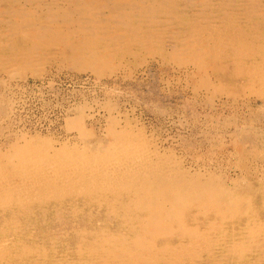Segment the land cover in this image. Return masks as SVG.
Here are the masks:
<instances>
[{
  "label": "rangeland",
  "instance_id": "374dc122",
  "mask_svg": "<svg viewBox=\"0 0 264 264\" xmlns=\"http://www.w3.org/2000/svg\"><path fill=\"white\" fill-rule=\"evenodd\" d=\"M41 1L43 21L57 14L78 19L77 25L49 18L54 30L71 38L34 51L32 40L23 41L19 35L8 38L0 23V155L28 140L35 145L49 142L55 148L66 144L92 147L98 142L106 141V145L113 133L126 130L140 134L153 149L172 152L185 168L187 165L192 171L212 173L226 186L238 187V195L248 204L247 215L230 221L219 223L205 216V222H190L205 233V246L200 248L199 257L184 253L177 264H264V234L259 230L264 225V199L260 194L264 185V96L255 93L258 87L252 83L251 88L252 80L245 75L260 64L257 54L264 45V37H260L264 34V0H172L175 4L171 13H159L166 7L165 0ZM18 2L14 9L19 5L36 9L27 0ZM251 2L255 5L247 8ZM128 6L159 12L149 15L150 21H143ZM121 9L127 10L126 15L119 12ZM5 10L9 8L2 3L0 11ZM85 14L94 26L103 24L98 25L102 33L89 37V45L82 34L76 33ZM204 31L203 70L176 64L170 55ZM253 33L259 36L257 41L249 37ZM232 34L247 44L244 54L237 55L224 44ZM135 35L141 44L133 41ZM149 40L148 47L145 44ZM74 119H79L86 136L80 137L69 126ZM76 204L74 208L66 203L32 206L27 212L0 210V264L95 263L94 258L80 254L79 247L92 242L98 230L111 227L112 234L130 236V230L119 221L96 211L90 213L91 208L81 201ZM70 209H81V213L73 215ZM248 230L259 233L249 250L242 248L248 243ZM189 243L176 237L158 239L155 246L168 251L183 246L186 252ZM237 246L241 247L239 251L234 249Z\"/></svg>",
  "mask_w": 264,
  "mask_h": 264
},
{
  "label": "bare ground",
  "instance_id": "6f19581e",
  "mask_svg": "<svg viewBox=\"0 0 264 264\" xmlns=\"http://www.w3.org/2000/svg\"><path fill=\"white\" fill-rule=\"evenodd\" d=\"M18 1L19 0H0V6L3 3L7 6V8H9L8 11H0V23L6 28L8 38H15L14 36L17 37V35H19L23 41L32 40L34 51L42 48L41 46L43 45L44 47L52 44L55 45V43L58 44L61 40H68L71 38V35L64 36L61 32L54 30L51 26L49 18L56 17V20H60L62 24H69L71 26L72 24L77 25L78 19L73 21L72 18H67L62 14V17H58L57 14H50L46 16V20L43 21V5H40L43 1L27 0V3L30 5H35L36 11L31 8L26 9L22 5H19L18 8L14 9L12 6L20 4ZM165 1L164 3L166 7L162 9L164 10L163 12H159L153 8L140 7L139 9L132 8L131 6L128 7L129 10H133V13H137V15L143 18V21H150L152 16L149 15H154L156 12L171 13L172 10H174V2L176 0H173L174 2L172 0ZM37 2L38 4H36ZM99 4H97V6ZM252 5L255 4L252 2L249 3L247 8H251ZM251 11L253 12V10ZM119 12L126 15L127 10L121 9ZM88 16V14L83 15L79 22L80 28L76 32L84 36L83 39L85 40L86 45L90 44L88 41L89 37H95L98 33L103 32V28H99V26L103 24L98 22L100 25L98 24V26L95 24L97 26H94L93 21L91 22ZM262 18L264 19L263 16ZM205 31L196 35L192 39H188L175 54L170 55L176 64H190L198 69L205 67ZM154 33L156 34L157 32ZM74 35H72L73 38ZM263 35H260V37L263 38ZM235 36L234 34H232V36H227V38L224 39L226 40L224 41V44L230 46L229 48L236 52L237 55L240 53L244 54L243 50L247 51V44L245 45L237 39L239 38L238 36ZM249 37L252 40H256L259 36L256 33H253ZM135 38L136 35L133 37L134 42H136ZM128 42L130 43L131 41ZM150 42V40L147 41L145 45L149 47ZM137 43L141 44L140 42H136V44ZM53 48L56 47L54 46ZM57 48L59 49V47ZM80 50L81 49H79V51L77 50L78 53H80ZM16 54H18V52ZM257 55H260V64L261 62L263 63L261 65H257L255 70L246 72L245 75L252 80L251 83L249 82L251 88H253L254 85L258 87V89L255 90V93L257 95L264 96V45L261 47ZM7 57L9 58V56ZM249 59L247 60L248 62ZM215 62L217 63V61ZM257 63L259 62L257 61ZM3 66L4 68H7L5 67V64ZM207 82L209 81L207 80ZM201 84L205 86V80H203ZM125 125L127 126V124ZM69 126L76 129L80 137L87 135V133L83 130L79 119L71 121ZM110 137L112 141L108 142L106 145H103L106 143L105 141L103 144H99L98 142L96 146L92 147L86 145L82 147H77L75 145L68 147L67 144L60 146L58 144L57 146L59 147L55 148L53 147L54 145H52V143L49 144V142H43L41 145H35V143L32 144L29 140L25 141L23 144L19 142L21 145L15 144L11 147V149L6 151V153L0 155V210L16 209L18 211L27 212V209L32 206H59L64 203L74 208V206H77L76 203L81 201L83 206L91 208L92 211L90 213H94L96 211V213H98L97 215H104L106 217L113 218L116 221H119V223L127 226L130 230V236L112 234L110 227L98 230L92 242H87V246L83 245L82 247H79L80 254H85V256L87 255L90 259L91 257L92 259H95V263L93 261L90 262V264H157L159 262L177 264L180 262L184 253H188V256L192 255L197 258L201 255V251H199L200 248L205 246V233H200L197 230L200 227L198 228L197 226L196 228L195 226L189 224L190 222H205V216H212L211 218L219 223H222L247 215L248 204L240 195H238V187L226 186L221 178L212 173H205V171L199 170L192 171L187 168V165L185 168L182 163H180L181 161L179 162L174 158L172 152L162 153L153 149L149 144L150 141L146 142L140 134H134L131 131L125 130L123 132L110 134ZM88 143L91 142L89 141ZM260 191V194H262L264 199V185ZM71 209V214L80 215L81 209ZM261 226L259 230H261L264 234V225L262 227ZM255 230H250L251 232L248 230L249 232L246 234L248 243L242 247L243 249H247L248 247L252 248L251 246L254 245V238L259 236V233L254 232ZM77 233L81 235V233ZM231 233L233 232L231 231ZM176 237L182 240L190 241V247L188 246L189 249L186 252L182 251L183 246L180 248L174 246V250L169 251L168 248L164 247L162 249H157L155 246V241L158 239H170ZM238 238L240 237L238 236ZM239 246L234 248L236 249L235 251H239L241 249ZM85 249L87 250L85 251ZM3 258L5 259V257ZM78 264L88 263L84 261Z\"/></svg>",
  "mask_w": 264,
  "mask_h": 264
}]
</instances>
